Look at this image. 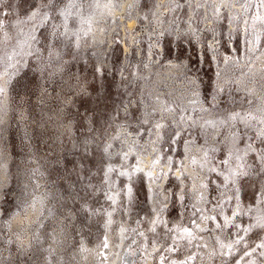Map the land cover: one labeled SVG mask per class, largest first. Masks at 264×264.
Segmentation results:
<instances>
[{
  "label": "rangeland",
  "instance_id": "1",
  "mask_svg": "<svg viewBox=\"0 0 264 264\" xmlns=\"http://www.w3.org/2000/svg\"><path fill=\"white\" fill-rule=\"evenodd\" d=\"M68 2L0 0V264H264V5Z\"/></svg>",
  "mask_w": 264,
  "mask_h": 264
},
{
  "label": "snow or ice",
  "instance_id": "2",
  "mask_svg": "<svg viewBox=\"0 0 264 264\" xmlns=\"http://www.w3.org/2000/svg\"><path fill=\"white\" fill-rule=\"evenodd\" d=\"M60 3L66 4V7L60 11V15H66L67 14V9L72 7V4L68 2V0H60ZM261 5H264V0H260ZM237 116L239 114H236ZM235 118V117H232ZM249 119H255L254 117H249ZM264 142V140H262ZM251 147V146H249ZM224 163H227L226 161ZM258 172L261 173L262 176H264V152L261 153V160L257 165ZM250 177H248L247 172L244 171H238V170H229V175L225 177V180L229 181L233 185H235L237 182H240L241 184H245ZM223 182V181H222ZM236 192H239V189L235 190ZM235 194V193H234ZM259 197L261 198V203H264V192L258 191L257 193ZM252 203H256V197H253ZM260 215L257 217V225L261 229V231H264V208L260 209ZM215 219V217H213ZM185 233H187L188 237H192V233L188 229H184ZM191 242V241H189ZM258 247L261 250V255L264 256V243L258 245ZM230 256L232 255L231 251L229 250L228 253ZM222 255V253H221ZM252 253L248 251L247 247H244L241 245V250L240 252L233 257L232 264H238V262L241 260L242 257H250ZM193 257H189V260L182 261L181 264H189V261L193 260ZM245 264H247V261H245Z\"/></svg>",
  "mask_w": 264,
  "mask_h": 264
},
{
  "label": "bare ground",
  "instance_id": "3",
  "mask_svg": "<svg viewBox=\"0 0 264 264\" xmlns=\"http://www.w3.org/2000/svg\"><path fill=\"white\" fill-rule=\"evenodd\" d=\"M20 219H21L20 217L16 218V220H20ZM16 220H15V221H16ZM20 221H21V220H20Z\"/></svg>",
  "mask_w": 264,
  "mask_h": 264
}]
</instances>
